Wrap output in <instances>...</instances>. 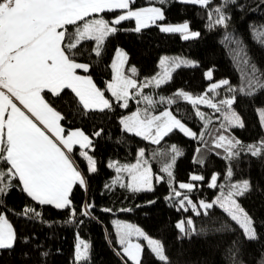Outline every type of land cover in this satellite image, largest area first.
I'll return each instance as SVG.
<instances>
[{
  "label": "trees",
  "instance_id": "16d2710c",
  "mask_svg": "<svg viewBox=\"0 0 264 264\" xmlns=\"http://www.w3.org/2000/svg\"><path fill=\"white\" fill-rule=\"evenodd\" d=\"M145 6L162 9L164 19L161 24L188 23L190 29L200 35L184 40L181 33L161 31L160 23L137 33L132 30L135 22L125 21L117 26L119 30L116 34L107 38L99 57L92 52L94 42H83L76 59L89 64L90 70L79 72L92 77L105 97L113 101L112 108L85 113L70 90H65L59 97L45 93V99L64 116L61 124L66 132L79 129L92 139L90 153L96 161L97 170L88 171L87 161L79 154L81 148L76 147L72 156L83 172L87 186L86 190L80 185L73 188L70 198L76 208V217L71 223L68 222V209L39 205L21 191L17 180H13V187L7 195L0 196V214L6 215L17 239L12 249H0V264H77L74 256L79 237L90 245L87 264H133L123 255L118 244L114 218L130 221L161 241L170 264H264V155L252 156L238 148L239 155L226 160L224 149L214 146L215 139L221 134L234 137L243 145L258 144L264 140V129L258 114V109L264 107V87L257 86L250 95L246 94L249 91L246 78L253 77V69L254 78L264 85V35H261L264 34V0H212L207 8L181 0H136L132 5L134 9ZM217 6L222 7L227 20L225 25L209 27L212 21L208 12ZM119 13L120 10H117L100 15L111 20ZM73 28L69 26V31ZM117 50L126 54L123 70L138 85L162 73L159 63L164 56L192 62L194 66L182 65L175 69L172 79L160 87L150 84L143 89V94L157 101L150 109L152 112L172 111L186 127L197 133L196 139L174 129L159 144H153L124 131L120 120L134 109L147 105L137 96L141 100L139 104L130 100L128 107L123 108L106 90L113 76L110 66ZM132 68L136 69L134 75ZM208 70L212 72L211 80L206 76ZM221 80H228L227 86L236 91H223L217 97L209 93V96L215 103L235 96L232 108L223 110H234L240 116L243 127L221 128V124L226 123L223 112H216L206 105L193 107L182 99L171 105L158 102L160 97L175 98L178 90L193 97L203 95L211 82ZM241 88L245 91L241 92ZM132 91L136 92L135 89ZM197 109L205 114V120L195 114ZM100 130L101 135L95 136L94 133ZM200 133H204L203 140L199 139ZM172 146L182 155L176 158L172 170L174 179L170 185L167 173L161 168L163 163L170 161ZM140 149L145 150L144 159L151 164L154 178L161 176L163 179H155L152 191L132 192L126 187L114 185L117 172L109 167V162L133 163ZM201 159L202 164L195 162ZM229 167L233 172L231 179L227 177ZM193 174L202 175L205 179L192 181L190 176ZM214 174H218L217 184L222 187H208ZM245 180L249 181L250 190L235 199L252 218L255 239H249L219 206L214 205L207 210V214L199 209L200 200L213 202L221 190L227 192L230 184ZM126 181L127 176L123 183L126 184ZM180 183H193L196 187L188 193L179 188ZM173 187L187 194L197 204L201 215L196 216L190 205H186L187 212L177 210L179 198L166 199L172 195ZM89 203L94 207L85 217L81 215V208ZM25 207L35 208L41 216L22 215ZM105 208L111 211H103ZM188 218L194 221L196 231L185 235L175 225L179 220ZM141 263L161 264L147 246H144Z\"/></svg>",
  "mask_w": 264,
  "mask_h": 264
},
{
  "label": "snow or ice",
  "instance_id": "6c2138e0",
  "mask_svg": "<svg viewBox=\"0 0 264 264\" xmlns=\"http://www.w3.org/2000/svg\"><path fill=\"white\" fill-rule=\"evenodd\" d=\"M163 2V0H161ZM184 3L200 5L207 8L212 0H183ZM136 0H0V196L7 195L13 187L12 181L17 180L21 191L27 194L39 205H52L56 209H68L70 213L69 223L76 217V208L73 206L71 194L74 186L80 185L86 190V181L81 172L76 168L69 153L78 145L81 149H92V139L82 130H73L65 134V128L61 121L64 116L57 111L45 99V93L53 97H59L65 90H70L78 106L87 113L88 111H104L111 109L113 101L105 97L94 83L91 76L78 74V70L87 73L90 65L77 62V55L83 46V42H94L92 52L99 57L107 38L117 33L125 21H134V32L156 24L164 19L162 10L158 7L133 8ZM120 10L113 19H104L100 14L111 13ZM213 12L215 17H213ZM209 27L225 25L227 17L223 14L222 7L209 10ZM91 17V18H90ZM99 17V18H97ZM69 26H74L69 31ZM166 33H181L183 39L198 37V32H190L187 23L169 25L160 29ZM264 35V34H261ZM126 54L117 50L116 58L111 63L113 76L106 85V90L115 98V102L121 107L127 108L130 100L141 102L142 98L147 107L138 108L131 115L120 120L124 131L153 144H159L174 129L193 139L197 133L190 130L172 113L165 110L159 115L152 114L150 110L157 101L150 95H144L143 89L150 84L160 87L172 79V73L182 65L194 66L192 62L180 58L163 57L160 60L162 73L154 76L143 85H138L131 76L126 75L123 67ZM133 75L136 69L132 68ZM253 77L246 78V94L260 85ZM208 79H212V72L206 73ZM229 85L228 80L213 83L207 91L200 96L193 97L189 93L178 90L173 97H160L159 103L169 105L177 102V99L188 101L193 107L206 105L216 112H223L225 124L221 128L227 130L231 127H243V122L231 109L235 103V96L223 99L219 103L213 102L209 93H217V89ZM133 89L136 90L133 93ZM229 92H235L228 87ZM241 92L245 89L241 88ZM218 95V93H217ZM223 106V107H222ZM201 120H205V114L198 109L195 113ZM260 122L264 124V110H260ZM211 122L210 120L208 121ZM102 130L94 133L100 136ZM204 133L199 134L203 140ZM215 148H223L226 155L224 159L231 160L239 155V150H246L252 156L264 155V140L258 144L243 145L234 137L219 135L214 141ZM173 155L169 162L163 163L161 171L167 173L168 182L171 185L173 168L176 158L182 153L175 147L171 149ZM199 152V149H197ZM88 164L89 172H96V161L87 151H81ZM163 155V154H161ZM145 150H139V158L135 164L119 166L114 162L109 167L115 168L117 177L114 185L127 188L132 192L153 190V174L148 161L144 159ZM196 163H203L197 160ZM128 174L129 182L123 183L120 173ZM232 169H227V177L231 179ZM155 179L160 181L161 176ZM192 181H203L202 175H191ZM218 174L210 178L208 187H222L217 184ZM110 187V186H109ZM196 187L193 183H180L179 188L192 192ZM250 190L249 181L233 183L228 186V191L221 190L220 195L213 202L199 201V209L207 210L214 205L219 206L235 221L249 239L256 238L253 220L239 205L236 197L243 196ZM172 195L166 199H178V209L187 212L186 205L196 216L201 215L197 204L185 194L171 189ZM182 197V198H181ZM2 203V201H0ZM93 204L82 205L81 215L87 217ZM110 212L111 209H103ZM126 211H131L127 209ZM22 215L40 217L41 213L35 208L25 207ZM114 226L119 236V244L122 245L123 255L133 264H141L143 246L133 243L132 237H143L147 241V247L161 264H170L164 245L161 241L147 236L142 229L134 225L114 221ZM175 227L180 233L190 235L196 231L194 221L191 218L179 220ZM17 239L16 232L6 215L0 214V249H12ZM90 245L83 239H79L75 246L74 260L77 264H87ZM46 255V253L44 254Z\"/></svg>",
  "mask_w": 264,
  "mask_h": 264
},
{
  "label": "rangeland",
  "instance_id": "374dc122",
  "mask_svg": "<svg viewBox=\"0 0 264 264\" xmlns=\"http://www.w3.org/2000/svg\"><path fill=\"white\" fill-rule=\"evenodd\" d=\"M181 1H183V0H181ZM145 7H158V6H145ZM158 8H160V7H158ZM161 9V8H160ZM162 10V9H161ZM163 12V11H162ZM156 23H160V21H157ZM181 24H183V23H181ZM188 24V23H187ZM160 25H161V27H165V26H169V25H179V24H161L160 23ZM189 30H190V32H194V31H192L191 29H190V27H189ZM182 37H183V34H182ZM124 52V51H123ZM164 57H168V58H170V61L172 60V59H174V57H170V56H164ZM115 58H116V56H115ZM115 60V59H114ZM124 64H125V62H124ZM159 65H160V63H159ZM210 70H208V72H209ZM150 81V80H149ZM213 83H218V82H211L210 84H209V86H211V84H213ZM223 91H228V86L227 87H221L220 89H217V93H218V95L221 93V92H223ZM217 93H211L212 95H214V96H218L217 95ZM130 102V101H129ZM143 108H145V106H141V108L140 109H143ZM137 109H134L133 110V112H135ZM260 110H264V107H261V108H259L258 109V114H259V112H260ZM168 111H170V110H168ZM133 112H131L130 114H128V115H126V116H129V115H131ZM163 112V111H162ZM161 112H152V114H154V115H159ZM125 116V117H126ZM240 117V116H239ZM259 117H260V115H259ZM262 126H263V129H264V124H262ZM75 130H79V129H75ZM71 131H73V130H71ZM70 132V131H69ZM68 132H66L65 131V134H67ZM76 147H79L78 145H76V146H74L73 147V151H74V149L76 148ZM80 148V147H79ZM90 150L91 149H81L80 150V152L81 151H87L88 153H89V155H91V153H90ZM73 151L71 152V153H69V155H70V158L72 159V161H73V163L76 165V161H75V159L73 158V156H72V153H73ZM139 158V153H138V157H137V159ZM137 159L133 162V163H128V164H123V163H121V162H118V161H110L109 162V165L110 164H112V163H114V162H118V165L119 166H123V165H131V164H135L136 163V161H137ZM149 164V166L151 167V171H152V174H153V181H152V183H153V188H154V182H155V178H154V173H153V170H152V166H151V164L150 163H148ZM111 168H113V167H111ZM114 170H115V168H113ZM116 171V170H115ZM118 175V174H117ZM119 175H121L122 177H123V179H125L126 178V176H127V181H126V184L129 182V177H128V174L126 173V172H123V173H120ZM195 175H197V174H195ZM238 202V201H237ZM239 203V202H238ZM240 205V204H239ZM241 206V205H240ZM242 207V206H241ZM114 221H120V222H122V223H127V224H131V225H134L135 227H138V228H140V229H142L141 227H139L138 225H136V224H134V223H132V222H130V221H125V220H123V219H120V218H114L113 219V222ZM113 225H114V223H113ZM254 227V226H253ZM114 228H115V226H114ZM143 230V229H142ZM115 231H116V229H115ZM143 232L147 235V236H149L144 230H143ZM116 234H117V232H116ZM150 238H152V239H156V240H158L157 238H153V237H151V236H149ZM79 239H81L80 237L78 238V241H79ZM84 240V239H83ZM85 241V240H84ZM117 241H118V244H119V236L117 235ZM85 242H87V241H85ZM132 242L133 243H140L142 246H143V248H144V246H147V241L146 240H144L143 239V237H136V236H133L132 237ZM78 243V242H77ZM120 245V244H119ZM120 247H121V251H122V245H120ZM123 253V252H122ZM126 257V256H125ZM127 258V257H126ZM128 259V258H127ZM131 261V260H130ZM142 264V263H141Z\"/></svg>",
  "mask_w": 264,
  "mask_h": 264
},
{
  "label": "crops",
  "instance_id": "0c3cea01",
  "mask_svg": "<svg viewBox=\"0 0 264 264\" xmlns=\"http://www.w3.org/2000/svg\"><path fill=\"white\" fill-rule=\"evenodd\" d=\"M81 72H82V71H81ZM81 72H79V70H78V74L86 75L85 73H81ZM87 76H88V75H87ZM74 165H75V164H74ZM75 166H76V168L81 172V174L83 175V177H84V179H85V181H86V178H85L83 172L79 169V167H78L77 165H75ZM86 186H87V181H86Z\"/></svg>",
  "mask_w": 264,
  "mask_h": 264
}]
</instances>
